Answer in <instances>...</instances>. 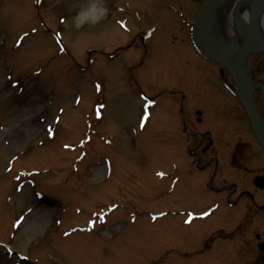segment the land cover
<instances>
[{
  "label": "rangeland",
  "instance_id": "rangeland-1",
  "mask_svg": "<svg viewBox=\"0 0 264 264\" xmlns=\"http://www.w3.org/2000/svg\"><path fill=\"white\" fill-rule=\"evenodd\" d=\"M237 1L193 25L205 0H0V264H173L192 244L191 174L165 173L227 79L190 40L239 43Z\"/></svg>",
  "mask_w": 264,
  "mask_h": 264
},
{
  "label": "flooded vegetation",
  "instance_id": "flooded-vegetation-1",
  "mask_svg": "<svg viewBox=\"0 0 264 264\" xmlns=\"http://www.w3.org/2000/svg\"><path fill=\"white\" fill-rule=\"evenodd\" d=\"M261 24L259 34L264 37V14ZM254 55V66L248 64L247 70L252 98L264 126V50L251 53L248 63ZM206 62L227 79L219 87L223 98L209 92L202 107L193 106L194 126L187 128L191 118L182 116L185 135L175 137L172 146L177 161L165 175L176 181L180 172H189L191 176L183 189H189L194 197L193 200L189 194L191 201L201 206L183 209L188 215L196 212L191 216L197 218L195 232L191 245L171 249L176 254L173 264H264V145L251 127L241 89L231 71L221 64ZM207 102L212 109L207 108ZM220 116L222 121L216 123ZM229 119L238 123L231 124ZM200 124L205 125L203 131L197 128ZM182 208L173 209L178 212ZM228 221L232 225L230 232L226 230ZM228 238L235 240L230 241L235 243L232 251L218 242H229Z\"/></svg>",
  "mask_w": 264,
  "mask_h": 264
},
{
  "label": "water",
  "instance_id": "water-1",
  "mask_svg": "<svg viewBox=\"0 0 264 264\" xmlns=\"http://www.w3.org/2000/svg\"><path fill=\"white\" fill-rule=\"evenodd\" d=\"M211 0H208L197 19V23L202 22L209 14V5ZM264 6V0H253L252 1V8L250 14V21L244 29L241 30L242 32V39L239 43L235 45H229L223 48L221 51L214 53L216 59H219L223 64L230 68L232 71L235 81L237 85L241 88V92L243 94V103L244 107L247 111L250 123L254 128L255 132L264 143V128L260 122V119L257 115L255 106L251 99L250 94V83L247 78L246 72L240 70L235 65L232 64L233 59L239 58L240 56L246 54L247 52L251 51V49H264V44L259 42L258 47H254V41L258 40L257 36V22H258V15L261 11L262 7Z\"/></svg>",
  "mask_w": 264,
  "mask_h": 264
},
{
  "label": "bare ground",
  "instance_id": "bare-ground-1",
  "mask_svg": "<svg viewBox=\"0 0 264 264\" xmlns=\"http://www.w3.org/2000/svg\"><path fill=\"white\" fill-rule=\"evenodd\" d=\"M213 2H215V0H212ZM245 3V0H238L237 1V4H239V6H243V4ZM214 6H218V5H214ZM226 9V10H225ZM225 9H224V7L222 6V12L224 13L225 11H228V13H226V17H224V18H222V19H224L223 20V23H224V25H225V30H226V35H227V37H232V35L235 33V31H234V26H233V22H232V20H231V16H232V8H230L229 9V4H226L225 5ZM96 6H95V4L93 3V4H91V5H89V6H87V7H85L84 9H83V11H82V13H81V17H84V16H86V15H89V14H93L94 12H96ZM250 10H251V8H250V5H247V7H245L244 9H242V8H238V13H241V12H243V15L245 14V16L247 17V15H249V12H250ZM260 26V25H259ZM263 30V29H262ZM214 46V45H213ZM220 46H223V45H220ZM215 47V49L217 48L216 46H214ZM237 60H238V58H237ZM242 63V62H241ZM240 63V64H241Z\"/></svg>",
  "mask_w": 264,
  "mask_h": 264
},
{
  "label": "snow or ice",
  "instance_id": "snow-or-ice-1",
  "mask_svg": "<svg viewBox=\"0 0 264 264\" xmlns=\"http://www.w3.org/2000/svg\"><path fill=\"white\" fill-rule=\"evenodd\" d=\"M161 175H163V173H161Z\"/></svg>",
  "mask_w": 264,
  "mask_h": 264
}]
</instances>
